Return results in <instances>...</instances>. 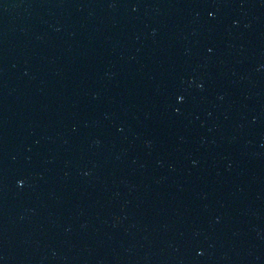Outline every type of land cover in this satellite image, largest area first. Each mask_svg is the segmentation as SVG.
Instances as JSON below:
<instances>
[{
  "label": "water",
  "instance_id": "water-1",
  "mask_svg": "<svg viewBox=\"0 0 264 264\" xmlns=\"http://www.w3.org/2000/svg\"><path fill=\"white\" fill-rule=\"evenodd\" d=\"M0 264H264V0H0Z\"/></svg>",
  "mask_w": 264,
  "mask_h": 264
}]
</instances>
